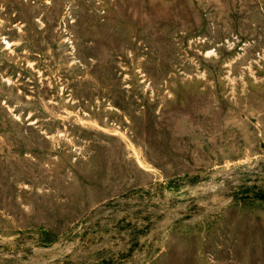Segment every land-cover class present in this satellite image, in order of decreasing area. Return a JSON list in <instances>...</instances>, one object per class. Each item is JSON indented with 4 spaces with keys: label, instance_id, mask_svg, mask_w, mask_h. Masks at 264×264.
I'll use <instances>...</instances> for the list:
<instances>
[{
    "label": "rangeland",
    "instance_id": "rangeland-1",
    "mask_svg": "<svg viewBox=\"0 0 264 264\" xmlns=\"http://www.w3.org/2000/svg\"><path fill=\"white\" fill-rule=\"evenodd\" d=\"M0 264H264V0H0Z\"/></svg>",
    "mask_w": 264,
    "mask_h": 264
}]
</instances>
